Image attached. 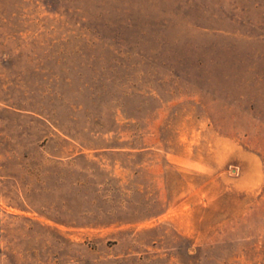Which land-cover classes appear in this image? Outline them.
Segmentation results:
<instances>
[{
	"label": "rangeland",
	"instance_id": "obj_1",
	"mask_svg": "<svg viewBox=\"0 0 264 264\" xmlns=\"http://www.w3.org/2000/svg\"><path fill=\"white\" fill-rule=\"evenodd\" d=\"M0 264H264V0H0Z\"/></svg>",
	"mask_w": 264,
	"mask_h": 264
}]
</instances>
